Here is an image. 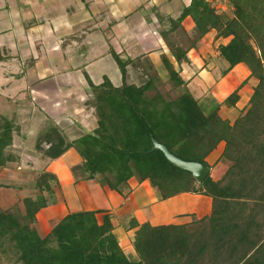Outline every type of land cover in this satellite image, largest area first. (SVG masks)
<instances>
[{"label": "trees", "instance_id": "trees-1", "mask_svg": "<svg viewBox=\"0 0 264 264\" xmlns=\"http://www.w3.org/2000/svg\"><path fill=\"white\" fill-rule=\"evenodd\" d=\"M228 2L231 12L219 14L207 0H190L169 19L167 29L159 30L165 44L159 67L174 88L182 89L176 98L158 91L155 84L160 78L149 62L144 70L147 79L138 85L128 83L126 67L138 61L122 60L110 49L121 85L114 87L105 76L93 85L85 75L95 129L66 143L56 128H50L38 134L33 146L49 161L73 149L82 160L85 179L99 177L100 186L120 195L128 193L131 178L147 181L157 201L184 192L205 195L212 200L210 215L189 233L182 226L131 222L136 228L135 257L123 253L111 233L109 216L102 217L101 225L96 223L97 212L68 214L39 238L31 227L35 215L55 203L54 187H60L55 175L42 171L35 181L38 194L22 200L20 217L0 211V253L10 250L20 264H264V0ZM157 17L159 23L165 19ZM186 18L192 21L193 32L182 49L169 36ZM211 32L215 40L227 39L217 47V58L225 65L221 76L241 64L256 80L246 108L231 124L219 111L236 105L243 84L226 95L197 99L179 75L181 65L188 63L187 53ZM6 59L0 50V62ZM18 131L15 116L0 113V170L15 161L5 150ZM153 142L177 159L207 168L205 158L223 142L219 159L227 169L218 181L207 175L198 184L162 152L152 150Z\"/></svg>", "mask_w": 264, "mask_h": 264}, {"label": "crops", "instance_id": "crops-1", "mask_svg": "<svg viewBox=\"0 0 264 264\" xmlns=\"http://www.w3.org/2000/svg\"><path fill=\"white\" fill-rule=\"evenodd\" d=\"M189 1L0 0V50L8 57L0 62V97L8 100L12 93L15 94V98L23 97L27 105L32 107L28 111L32 113H35V110L40 111L46 122L53 125L51 128L58 130L66 143L91 133L96 127V120L93 108L88 105L91 94L85 75L89 78L90 72L93 73L98 81L97 83L91 81L92 84H100L103 77H107L101 74L100 81V61L105 58L112 59L109 51L111 49L116 53L117 48L122 52L123 58L134 57L139 60L142 56L141 59H147L152 67L156 65L158 58L165 54V44L158 35L160 29L154 27V24L161 25L157 16H164L165 19L169 16L175 18L176 14L167 12L171 7L170 3H177L178 7H182ZM142 12L146 14L143 15ZM99 15L98 24L103 25L100 27L92 18ZM112 30L116 32V37H119L117 40L120 43L117 45ZM107 31H110L111 36L104 45L109 47L103 50L99 39L100 32L105 34ZM149 32L151 35H147ZM137 40L149 43L154 41V46L143 51L136 45ZM112 41L117 47L113 46ZM120 46H123L122 49ZM194 52V50L190 51V53ZM136 67L142 74L144 73L143 62L136 64ZM101 68L103 70V66ZM153 68L160 76L162 72L159 66ZM199 69L197 68L194 74L190 73L192 79L188 85L202 84L204 76L206 81L215 85V88L220 84L224 89L222 94L226 95L243 84L239 89V100L236 105L231 108L222 107L219 111L221 118L231 124L246 108L256 83L255 78L250 77L247 69L241 64L218 79V83H215L211 69L208 70L206 67ZM181 71L184 69L181 68ZM189 71L191 72V69ZM126 72L127 76L130 74L132 77L134 74V72L128 73L127 69ZM228 76L238 83L235 89H231L228 85ZM21 80H24L25 90L15 92V85ZM247 83H252V88ZM247 88L250 90L244 91ZM241 94L246 96V100L239 107ZM16 112L15 110L11 115L16 117ZM20 114L22 116V113ZM32 120L30 113L27 117H23L17 123L20 132H28V134L36 132V125L28 124ZM45 131L47 130L40 132ZM25 138L22 135L19 140L22 142V151L27 149L26 152L29 153L31 149H28ZM223 148L224 143L221 142L205 158L209 166L208 175L213 181L221 179L227 169L225 164L221 176L216 178L210 176L211 170L222 162L219 158ZM38 159L34 160L35 163L41 162ZM44 164V172L55 175L60 187H71L76 192L82 207L71 206L67 202L65 196L67 194L63 191V196L61 194L57 196L54 204L41 209L35 215L34 230L39 238L47 236L68 214L97 212L94 216L96 223L101 225L102 217L109 216L112 224L111 233L116 237L123 253L135 257L132 242L136 228L130 226L131 222L138 225L147 223L151 227L182 226L189 233L193 232L198 222L208 217L211 212L212 200L205 195L184 192L157 201L156 194L148 182L138 183L135 178L127 182L128 193L126 191L123 195L107 187H101L93 180L83 178L78 182L74 180L71 169L81 166L82 160L73 149H68L58 159L48 160ZM146 209L149 213L143 215L141 212Z\"/></svg>", "mask_w": 264, "mask_h": 264}, {"label": "rangeland", "instance_id": "rangeland-1", "mask_svg": "<svg viewBox=\"0 0 264 264\" xmlns=\"http://www.w3.org/2000/svg\"><path fill=\"white\" fill-rule=\"evenodd\" d=\"M212 1L213 0H209V2H212ZM215 1H218V0H215ZM215 3L216 2L211 3L212 6ZM176 4L177 3H170L171 7H169L167 11L168 14H172V13L174 15L176 14L175 17L178 16L179 11H180L179 8L181 7V6L178 7L179 5H176ZM226 4L227 6L225 7L223 6V8L220 7L219 4H215L214 5L215 10L219 12V14L224 13V12L230 13L231 8H230L228 0H226ZM142 14L145 15L146 12H142ZM92 18L94 19L93 21L97 24L100 21V15L94 16ZM170 18L174 19V17L172 18L169 16L167 19L163 20L161 25L154 24V27L157 30L167 29L169 26ZM98 26L100 27L103 25L98 24ZM180 26L181 27L177 29L175 33L169 36V39L175 45H179L182 49H185L188 46L186 38L189 37L193 32V23L191 22L189 18H186L182 21ZM111 32L115 36V40H116L115 45L119 44L120 41L117 40L119 37L118 38L116 37V32L113 30ZM147 35H151V33L149 32ZM110 36H111L110 31H107L105 34L103 32L102 33L100 32L99 39H100V44L103 50L108 49L109 46L104 45V44L106 43V40L109 39ZM156 36L158 35L156 34ZM214 36L215 35L213 32L205 35L204 38L198 42L196 47L192 49L195 52L190 53L191 51L190 50L188 52L190 53V55H188L187 53L188 63H183L181 65V68L182 70L184 69V71H181L179 75H180V78L185 82V89H187L197 99L209 98V97L215 98V97H219L218 94L223 95L222 94V91L224 90L222 89L223 87L220 84H218V86L215 88V85H213V83L211 82L209 83L208 81H206V78H204V76L202 78V80H204L202 84L196 83L195 84L196 86L194 84H192L191 86L188 85L192 79L190 78L192 77L190 73L193 72L194 74L197 68L203 69L204 67H206L208 70L211 69V75L214 78L215 83L216 82L218 83L219 81L218 79L223 78L221 76V71L225 69V65L221 61L218 60V58L216 57V54H217L218 45L221 43L224 44L225 42H227V39L226 40L224 39L215 40ZM96 39L99 40L98 38ZM112 43L114 47H117L114 45L113 41ZM135 43L138 46V48L142 49L143 51L150 49L154 46V41L152 43H149V42H143L142 40H137ZM122 47L120 46L121 49ZM115 50H116V54H118L122 60H127L126 58L121 57L122 52H120L119 48ZM141 57H139V60L138 58L134 59V57L129 58V60L133 62H135V60H137L138 62L135 63V65H133V68L131 64L126 67L128 73L134 72L132 77L130 74L129 76H127L128 83H134L138 85L139 83L144 82V80L147 79V76L144 73L142 74L140 69L136 67V64H141L143 62V69L145 68L144 70L148 71L147 69L148 61L147 59H141ZM100 64H101L100 65V69H101L100 70V81H101V74H105L114 86H120L121 84L120 73L117 69L115 62L111 58H105L100 61ZM159 65H160V58H158L156 65H153V67L159 66ZM102 66H103V70L101 68ZM190 69H191V72L189 71ZM90 74H91L89 75L90 79L89 78L88 79L92 81L93 83L94 82L97 83L98 80L96 78V75L93 76V73L91 72ZM160 74H161L159 76L160 80L155 84L156 88L166 98L168 99L176 98L182 92V89L174 88L172 84L167 80L164 72ZM227 78H228L227 79L228 85L231 87V89H235L238 86V83H236V81L233 80V78L229 76ZM244 85L246 84L244 83ZM247 85L250 86V88H252L253 86L252 83H247ZM22 89L25 90L24 80L19 81L18 84L15 85V92L20 91ZM248 90L250 89L247 88L244 91L248 92ZM153 94H155V92L149 93L150 96H152ZM8 98L9 99L7 100V99H3L0 97V113L2 115L9 117L16 110L17 112H16L15 119H16V123H18L21 121L23 117L25 116L27 117L28 114L30 113L32 114L33 120L28 122V124L36 125L35 127L36 132H31L30 134H28V132H20V130L18 132H14V135H13L14 140L12 142V145L8 147L5 150V152L6 154H11L15 158V161L7 164V166L4 169L0 170V211L9 210L13 212L16 216L20 217L23 214L22 200L27 197L34 199L36 195L38 194V192L35 189V181L38 178L39 174L42 172V170L44 171V167H43L45 165L44 163H47L48 161V159L45 158L41 153H38L36 152V150L33 149L36 136L38 134L41 135L42 133H45V132H40V131L48 130L49 128L53 127V125L48 124L46 122L45 117L41 114L40 111L35 110V113H32V111H28V109H31L32 107L27 105L23 97L19 96L15 98V94L12 93V95H10ZM241 99L242 100L239 102L240 103L239 107L246 100V96L241 94ZM16 103L19 105L17 106ZM20 113H22V116ZM19 118L21 119L19 120ZM22 135L26 137L25 140H26V145L28 149L29 150L31 149L29 153L26 152L27 149H25L26 151H22L23 150L22 142L19 140V137ZM24 152H26V154ZM37 158H39L38 160H41V162L35 163L36 161L34 160ZM224 168H225V163L220 162L216 167L213 168V170H211L210 176H212L213 178L219 177V175L221 176L222 173L224 172ZM71 173H72L74 180H77L78 182L79 181L81 182L83 178H85L86 176L85 174L82 173L80 166L72 168ZM99 180L100 178L97 177L93 181L96 184L100 185ZM51 185L53 186L54 184L51 183ZM63 191L67 194L65 196H66L67 202L71 206L82 207L80 200L77 198L76 192L72 190L71 187L65 188V186H63V187H60L59 189L57 187H54V196L52 197V200L56 202L57 201L56 197L60 196V194L61 196H63L62 194ZM77 191L82 192L81 190H77ZM141 213L143 215L145 214L147 215L149 213V210L146 209L142 211ZM35 224L36 223H34L33 226L31 225V227L34 228ZM0 264H20V263L16 261V255L12 253L10 250H7L4 253L3 252L0 253Z\"/></svg>", "mask_w": 264, "mask_h": 264}, {"label": "water", "instance_id": "water-1", "mask_svg": "<svg viewBox=\"0 0 264 264\" xmlns=\"http://www.w3.org/2000/svg\"><path fill=\"white\" fill-rule=\"evenodd\" d=\"M152 150H159L164 155L165 159L176 168L188 172L191 174L192 178L198 184L203 182L207 177L209 170L207 167L197 163L184 162L176 157L172 156L165 146H162L156 142H153Z\"/></svg>", "mask_w": 264, "mask_h": 264}, {"label": "built area", "instance_id": "built-area-1", "mask_svg": "<svg viewBox=\"0 0 264 264\" xmlns=\"http://www.w3.org/2000/svg\"><path fill=\"white\" fill-rule=\"evenodd\" d=\"M208 2H209V0H207ZM224 1L225 0H218V1H215V0H213L212 2H209L210 4L211 3H214V2H216L215 4H219L220 5V7H222L223 8V6L225 7V5H224ZM218 2V3H217ZM214 4V5H215ZM212 5V4H211ZM214 5H213V7H214ZM215 8V7H214Z\"/></svg>", "mask_w": 264, "mask_h": 264}]
</instances>
